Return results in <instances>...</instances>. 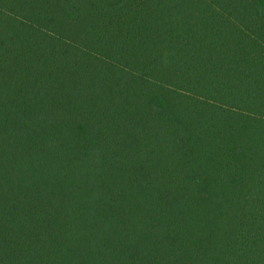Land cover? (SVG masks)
<instances>
[{
  "label": "trees",
  "instance_id": "1",
  "mask_svg": "<svg viewBox=\"0 0 264 264\" xmlns=\"http://www.w3.org/2000/svg\"><path fill=\"white\" fill-rule=\"evenodd\" d=\"M0 264H264V0H0Z\"/></svg>",
  "mask_w": 264,
  "mask_h": 264
}]
</instances>
